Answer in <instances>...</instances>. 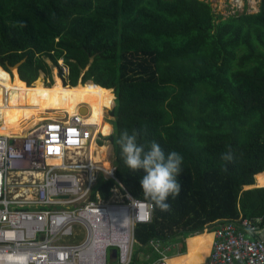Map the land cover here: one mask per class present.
Masks as SVG:
<instances>
[{
    "label": "trees",
    "instance_id": "obj_1",
    "mask_svg": "<svg viewBox=\"0 0 264 264\" xmlns=\"http://www.w3.org/2000/svg\"><path fill=\"white\" fill-rule=\"evenodd\" d=\"M62 58L65 86L52 65L55 84L43 89L46 60L58 67ZM22 62L27 85L16 96L22 86L4 83ZM83 72L86 85L78 86ZM40 94L42 121L79 114L97 127L115 98L113 164L139 199L145 173L123 164L120 132L137 130L139 144L156 141L182 156L179 195L169 196L170 212L154 208L151 224L137 227L140 252L152 240L185 252L189 238L229 220L262 218L264 227V0L258 13L228 19L199 0H0V113L8 125L0 131L22 130ZM26 118V130L41 120ZM99 130L102 139L110 134ZM229 150L235 159L226 164ZM106 151L92 146L105 166ZM101 185L107 198L113 182Z\"/></svg>",
    "mask_w": 264,
    "mask_h": 264
},
{
    "label": "built area",
    "instance_id": "obj_2",
    "mask_svg": "<svg viewBox=\"0 0 264 264\" xmlns=\"http://www.w3.org/2000/svg\"><path fill=\"white\" fill-rule=\"evenodd\" d=\"M199 1L224 18L256 14L262 2ZM87 120L75 114L44 120L23 136L0 134V264H134L137 227L151 224L154 208L135 207L132 201L143 200L120 181L116 166L96 160L92 146H105ZM101 182H113L107 198ZM144 212L148 220L138 218ZM261 221L217 227L208 264H264ZM150 246L158 255L151 264H170L179 248L158 240Z\"/></svg>",
    "mask_w": 264,
    "mask_h": 264
},
{
    "label": "clouds",
    "instance_id": "obj_3",
    "mask_svg": "<svg viewBox=\"0 0 264 264\" xmlns=\"http://www.w3.org/2000/svg\"><path fill=\"white\" fill-rule=\"evenodd\" d=\"M141 133L133 130L129 134L128 130L120 132L116 143L121 149V159L123 164L132 172L143 170L145 175L140 179L143 201H132L135 207L156 208L161 212H170L171 205L167 202L169 196L175 199L179 195L181 185L177 177L181 171L183 158L173 151L167 155L156 141L146 144H139L138 137ZM222 161L234 162V154L231 150L221 156ZM222 170L226 171V167ZM150 213L144 212L139 215V219L148 220Z\"/></svg>",
    "mask_w": 264,
    "mask_h": 264
},
{
    "label": "crops",
    "instance_id": "obj_4",
    "mask_svg": "<svg viewBox=\"0 0 264 264\" xmlns=\"http://www.w3.org/2000/svg\"><path fill=\"white\" fill-rule=\"evenodd\" d=\"M60 81L62 82V80H60ZM45 86L46 85H44L43 89L45 88ZM24 87L25 86H22V88H24ZM52 87L53 86H51V89H52ZM62 87H63V85H62ZM22 88H21V91L23 90ZM41 94H42V92H41ZM41 94H40L39 109H37V113H32V111H28L26 109L25 114H24L25 118H24L23 123H25V122L27 123L29 121L26 117H28L30 115H39L42 118L41 115L43 113L40 112ZM50 96H51V92H50ZM49 104H50V100H49ZM48 107H49V105H48ZM57 107H58V101H57ZM6 112H3V114ZM40 122H42V120H40ZM0 124L8 126L6 123H1V119H0ZM206 233L208 235H205L202 237L196 236L193 238H189L186 242L185 252L182 251V249L178 243H175V244H178L179 248H176V250L175 249L173 250L174 252L177 253L175 256L171 257L169 254L170 263H172V264H208V259H209L210 253L212 251L215 236H214V232L213 233L206 232ZM206 247H208V248H206ZM150 248L151 249L149 250V252L145 253V256L143 258L144 260H143V262H140V264H151L156 259V258L155 259L152 258V254H156V257L158 256L157 253L153 250V248L151 246H150ZM173 251L170 253H173Z\"/></svg>",
    "mask_w": 264,
    "mask_h": 264
},
{
    "label": "rangeland",
    "instance_id": "obj_5",
    "mask_svg": "<svg viewBox=\"0 0 264 264\" xmlns=\"http://www.w3.org/2000/svg\"><path fill=\"white\" fill-rule=\"evenodd\" d=\"M218 14H221L222 15V13L221 12H218ZM225 19H228V17H226ZM63 60H61L60 62H59V65H58V67L56 66V65H54L51 61H49V60H46L47 61V63L49 64V65H51L50 67H51V74H47L46 72H43V71H41V74H40V76H39V78H41V81L43 80L44 81V83H45V85H47L48 87H50V86H53L54 84H55V77H54V68H53V66L57 69V76L64 82V78H62V77H65V78H67L68 77V75H65V73H64V71H63V68H62V66H64V65H66V61H64V58H62ZM53 65V66H52ZM63 73H64V76H63ZM85 75V72H83L82 73V77H81V79H80V81H79V85L78 86H85L86 84H83V80H82V78H83V76ZM39 78H37V79H39ZM36 79V80H37ZM5 83H4V85H8V84H11V85H13V83H12V80L11 79H5ZM41 81H40V83H41ZM68 81V79L67 80H65V82H67ZM34 83V82H33ZM32 83V84H33ZM39 83V84H40ZM31 84V85H32ZM39 84H36V82L34 83V85L33 86H36V85H39ZM64 84V83H63ZM14 88V85L12 86V88H11V90ZM25 88V87H24ZM24 88H22V89H24ZM20 92H21V89L19 90V92L17 93V95L16 96H18V95H20ZM112 94H113V92H112ZM15 96V97H16ZM113 96H114V94H113ZM115 99V98H114ZM114 99L112 100V105H111V107H110V109H107L106 110V114L103 116V115H100V117H101V122H100V124H101V126H103L104 127V130H105V132L106 133H110L107 137H105V139L104 140H102V141H100V142H97V144H99V145H104L106 148H107V151H106V160L109 162V163H112L113 164V157H114V150H113V146H112V143H111V137L114 135V131H115V128H114V123H112V121L114 120V117H112L111 116V112H112V110H113V107H114ZM3 114V113H2ZM1 113H0V119L1 120H3L4 119V115H2ZM5 114V113H4ZM29 115V114H28ZM20 116V115H19ZM5 118L7 119V116H5ZM41 120H42V118H41ZM26 124V122L25 123H21V126H24ZM100 126V127H101ZM112 129V130H111ZM111 130V131H110ZM105 141V142H104ZM108 158V159H107ZM106 165L108 166V163H106ZM264 179V176L263 177H261L260 179H259V182H258V187H260V182H261V180H263ZM172 245H174V244H172ZM206 248H208V247H206ZM140 250H141V248H140V246H137V247H135V256H134V262H135V260L136 259H140V261L141 262H143V258H144V256H145V253H147V252H140ZM177 253L176 252H174L173 251V253H170V256L171 257H173V256H175ZM152 258L153 259H155L156 258V254H152ZM170 264H172V263H170Z\"/></svg>",
    "mask_w": 264,
    "mask_h": 264
},
{
    "label": "bare ground",
    "instance_id": "obj_6",
    "mask_svg": "<svg viewBox=\"0 0 264 264\" xmlns=\"http://www.w3.org/2000/svg\"><path fill=\"white\" fill-rule=\"evenodd\" d=\"M22 64H24V63H22ZM22 64L20 65V67L22 66ZM20 67L18 68V71H14V72L11 71V74H12L11 80H12V83H13L14 87H16V86H26L27 85L21 79V76H20V73H19ZM62 68H63V71H64L65 75H68L69 76V69H68L67 65L62 66ZM64 73H63V76H64ZM62 78H64V82L63 83H64V86H65V84H66L65 80H67L68 77L67 78L62 77ZM29 125H30V122L28 121L24 126L19 125L21 128H23L22 130H19L17 128H14V129L6 130V131H0V134L9 135V136H23V135H25L28 132V130H26L25 128L29 127ZM100 126H101V124L99 123V125L97 127L98 137H99L100 140H104V139H102L101 131L99 130L100 129ZM97 148H99V147L97 146ZM105 157H106V154H105ZM108 165H109V163H108ZM260 187H264V179L261 180ZM169 263H170V261H169Z\"/></svg>",
    "mask_w": 264,
    "mask_h": 264
},
{
    "label": "water",
    "instance_id": "obj_7",
    "mask_svg": "<svg viewBox=\"0 0 264 264\" xmlns=\"http://www.w3.org/2000/svg\"><path fill=\"white\" fill-rule=\"evenodd\" d=\"M22 63H24V62H22ZM22 63H20L19 65L15 66L14 68H10V71H12V72H14V71H18V68L20 67V65H21ZM253 188H256V187H253ZM259 188H260V187H259ZM247 189H249V188H247Z\"/></svg>",
    "mask_w": 264,
    "mask_h": 264
}]
</instances>
